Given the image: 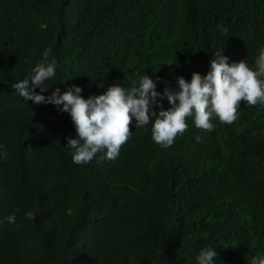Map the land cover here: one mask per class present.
<instances>
[{"label": "trees", "instance_id": "obj_1", "mask_svg": "<svg viewBox=\"0 0 264 264\" xmlns=\"http://www.w3.org/2000/svg\"><path fill=\"white\" fill-rule=\"evenodd\" d=\"M46 49L56 75L37 94L75 85L87 99L138 86L137 73L163 94L206 76L216 53L255 70L264 0H0V264H198L208 247L213 264L264 257V104L241 101L211 132L187 117L167 148L154 117L133 118L115 160L97 163L105 149L77 165L71 116L12 88Z\"/></svg>", "mask_w": 264, "mask_h": 264}, {"label": "clouds", "instance_id": "obj_2", "mask_svg": "<svg viewBox=\"0 0 264 264\" xmlns=\"http://www.w3.org/2000/svg\"><path fill=\"white\" fill-rule=\"evenodd\" d=\"M51 53L52 49H46L30 77L14 83L12 88L26 102L52 104L71 116L77 138H68L65 147L72 150L73 163L77 165L88 164L105 149V155L97 163L104 159L115 160L132 134L133 118L139 128L148 125L154 117L152 139L167 148L177 135L188 130L187 117H194L196 128L211 132L215 127L213 116L223 124L236 121L241 101L252 106L264 104V49L255 61V70L247 61L229 65L223 53H216L206 76L193 73L190 82L178 77L175 90L166 86L161 94L156 91L159 78L154 82L148 75L137 73L138 86L136 82L130 89L112 85L105 94L87 99L81 95L83 90L75 85L64 94L56 88L48 97L35 92L37 88L41 93L47 92L45 82L56 75V60L49 61ZM165 98L170 105L168 110L160 103ZM154 107L160 109L158 114ZM196 141L201 142V137L197 136ZM15 219L14 212L7 217V222L15 223ZM217 255L216 249L205 248L197 256L198 264H213ZM251 264H264V257H253Z\"/></svg>", "mask_w": 264, "mask_h": 264}]
</instances>
